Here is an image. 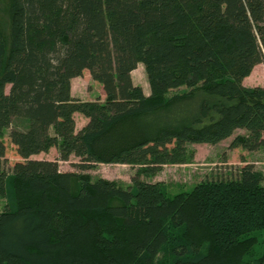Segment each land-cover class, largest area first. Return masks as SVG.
Returning <instances> with one entry per match:
<instances>
[{
  "label": "trees",
  "instance_id": "trees-1",
  "mask_svg": "<svg viewBox=\"0 0 264 264\" xmlns=\"http://www.w3.org/2000/svg\"><path fill=\"white\" fill-rule=\"evenodd\" d=\"M7 3L0 264H153L166 243L169 264H264V185L253 163L173 195L140 178L187 161L188 144L238 129L230 148H264V87L242 82L264 64V0ZM139 63L148 95L131 78ZM85 70L103 98L71 94ZM74 113L85 118L78 129ZM8 146L19 158L11 164ZM51 147L57 159L32 158ZM70 156L80 172L59 170ZM101 163L137 166L131 184L82 172Z\"/></svg>",
  "mask_w": 264,
  "mask_h": 264
},
{
  "label": "rangeland",
  "instance_id": "rangeland-1",
  "mask_svg": "<svg viewBox=\"0 0 264 264\" xmlns=\"http://www.w3.org/2000/svg\"><path fill=\"white\" fill-rule=\"evenodd\" d=\"M0 29L5 37L8 38L9 18L7 0H0ZM131 78L133 83L139 85L146 95L149 94V85L142 63H139L131 72ZM246 80L247 83L244 84L246 86L260 85L264 87V64L259 63L258 67L252 69ZM72 89L75 95H80L83 100H89L97 96L103 98L104 96L101 86L91 78L86 70L82 76L72 82ZM74 119H76L75 124L82 122L79 116H76ZM7 132L8 130H6L5 134ZM243 133L244 130L238 129L233 135L216 144L190 143L187 145V150L190 153L187 161L177 164H165L156 174L151 176L141 175L140 178L161 183L165 187L167 194L173 195L177 192L188 191L194 184L203 180L235 177L245 162H251L261 174V183L264 185V148L247 151L241 147H229L231 139L236 134ZM7 157L10 164L14 160L19 159L12 146H8ZM32 158L55 160L58 158V154L56 148L51 147L46 153H39L32 156ZM77 161L78 159L74 156H70L68 161L58 160L59 170L80 172L74 166V163ZM136 169L137 166L129 164L101 163L82 172L87 173L92 179L102 177L114 180L123 186H129L131 184V176L135 173ZM3 204L4 199L0 197V209H2ZM171 231L173 234L177 233V230L168 229V232ZM262 247L263 242L259 239L253 247V253L255 255L260 253ZM170 259L169 245L166 243L154 259L153 264H169Z\"/></svg>",
  "mask_w": 264,
  "mask_h": 264
},
{
  "label": "crops",
  "instance_id": "crops-1",
  "mask_svg": "<svg viewBox=\"0 0 264 264\" xmlns=\"http://www.w3.org/2000/svg\"><path fill=\"white\" fill-rule=\"evenodd\" d=\"M258 65L259 64H256L254 67H253V69L254 68H256V67H258ZM78 77H74V78H72L71 79V94L73 95V96H75V97H79V98H82L80 95H75V93H74V91H73V89H72V82L74 81V80H76ZM246 80V77L243 79V84H246L247 82V80ZM249 86H251V85H249ZM76 116H79L80 117V119L82 120V122L80 123V124H75L76 125V128H80V125H83L84 124V122H85V118L81 115V114H79V113H74V118H76ZM76 120V119H75Z\"/></svg>",
  "mask_w": 264,
  "mask_h": 264
}]
</instances>
